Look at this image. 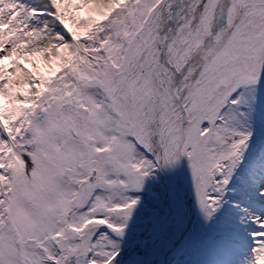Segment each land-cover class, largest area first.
Wrapping results in <instances>:
<instances>
[{
  "label": "snow or ice",
  "instance_id": "6c2138e0",
  "mask_svg": "<svg viewBox=\"0 0 264 264\" xmlns=\"http://www.w3.org/2000/svg\"><path fill=\"white\" fill-rule=\"evenodd\" d=\"M0 264H264V0H0Z\"/></svg>",
  "mask_w": 264,
  "mask_h": 264
}]
</instances>
